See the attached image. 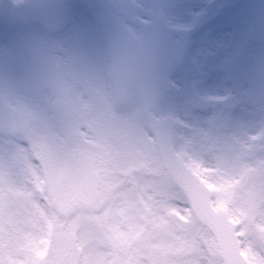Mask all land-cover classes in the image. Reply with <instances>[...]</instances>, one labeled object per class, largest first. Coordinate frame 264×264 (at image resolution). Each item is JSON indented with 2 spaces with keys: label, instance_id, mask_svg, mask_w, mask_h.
Segmentation results:
<instances>
[{
  "label": "rangeland",
  "instance_id": "obj_1",
  "mask_svg": "<svg viewBox=\"0 0 264 264\" xmlns=\"http://www.w3.org/2000/svg\"><path fill=\"white\" fill-rule=\"evenodd\" d=\"M17 1L3 0L0 7V100L8 103L15 77L23 78L21 67L27 69L20 58V72L13 67L18 52L29 48L32 55V48H52L68 60L76 58L77 47L92 46L88 54L99 53V36L91 33L99 32L104 14L122 22L142 4L146 17L161 16L164 10L200 25L185 65L173 73L174 89L157 114L176 119L177 151L205 180L212 203L235 222L248 263L264 264L259 238L264 230V0H237L232 7L235 0H68L71 26L78 18L74 35L85 37L81 44L68 35L69 29L50 36L39 26L11 22L7 11ZM202 4L209 5L208 12L190 20ZM197 61L224 69L195 78L191 69ZM193 94L229 95L238 105L200 112L187 104ZM35 95L32 117L33 106L42 101ZM11 97L19 111L30 101L21 93L19 99L16 93ZM129 105V117L117 108L111 118L80 119L79 129L74 117L71 129L63 118H32V164L20 139L13 138L10 145L9 138L0 137V264H223L211 233L162 168L138 101ZM21 113L24 121L30 119ZM56 146L82 150L98 177L91 202L83 200L69 211L61 209L67 200L55 192L59 184L50 187L41 175L45 148ZM82 152L72 157L80 158ZM131 166L137 169L131 172ZM131 175L136 182L129 184ZM50 231L55 236L46 248ZM182 240L185 251L174 255Z\"/></svg>",
  "mask_w": 264,
  "mask_h": 264
},
{
  "label": "water",
  "instance_id": "obj_2",
  "mask_svg": "<svg viewBox=\"0 0 264 264\" xmlns=\"http://www.w3.org/2000/svg\"><path fill=\"white\" fill-rule=\"evenodd\" d=\"M44 18L56 17V21L54 26L60 25L62 21V11L59 7H57L56 14H46L43 15ZM142 98L144 102H147V98L144 95V91L140 90ZM148 103V102H147ZM146 103V104H147ZM151 124L154 126V120L151 119ZM166 127L162 129L157 128V130L162 131L165 137V145L167 149V159H163L164 164L166 165L168 172L174 177L176 182H179L181 185H184L190 192L191 196H193V206L195 212L199 219L207 224L209 228L214 232L219 246L220 253L224 257L227 264H245L243 260L241 261L237 247L234 248V235L231 231V225L227 220L226 216L221 212L214 211L207 199L206 192L203 190L202 185L196 180V178L188 172L185 167L180 163V161L175 157L171 150V141H172V133L171 127L167 124H163ZM156 129V127L154 126ZM175 165V166H173ZM179 168L180 173H175V169ZM183 173V174H181ZM177 174V175H176ZM199 187V188H198ZM201 187V189H200Z\"/></svg>",
  "mask_w": 264,
  "mask_h": 264
},
{
  "label": "snow or ice",
  "instance_id": "obj_3",
  "mask_svg": "<svg viewBox=\"0 0 264 264\" xmlns=\"http://www.w3.org/2000/svg\"><path fill=\"white\" fill-rule=\"evenodd\" d=\"M202 13H195V16H199ZM160 21L162 25L169 31L176 30L180 31L186 27L184 21L179 17L169 14L168 12L162 10ZM170 58V53L164 48L163 45L158 44L147 56V60L144 64L141 65L140 74L143 75L145 71L152 73H159L163 75L166 72L169 64L174 63ZM223 65H217L213 69H209L206 64L200 63L199 61L195 62L192 66L191 72L192 77L200 78L206 77L209 71H219L223 70Z\"/></svg>",
  "mask_w": 264,
  "mask_h": 264
},
{
  "label": "clouds",
  "instance_id": "obj_4",
  "mask_svg": "<svg viewBox=\"0 0 264 264\" xmlns=\"http://www.w3.org/2000/svg\"><path fill=\"white\" fill-rule=\"evenodd\" d=\"M121 23L125 35L132 36L142 33V28L149 25L151 20L146 17L144 6L140 4L136 7V13L122 20Z\"/></svg>",
  "mask_w": 264,
  "mask_h": 264
},
{
  "label": "flooded vegetation",
  "instance_id": "obj_5",
  "mask_svg": "<svg viewBox=\"0 0 264 264\" xmlns=\"http://www.w3.org/2000/svg\"><path fill=\"white\" fill-rule=\"evenodd\" d=\"M15 108L17 109V107L15 106ZM15 111V110H14ZM90 110H87V113L89 112ZM15 113H16V111H15ZM51 169H52V167H51ZM68 194L70 193V192H67Z\"/></svg>",
  "mask_w": 264,
  "mask_h": 264
}]
</instances>
